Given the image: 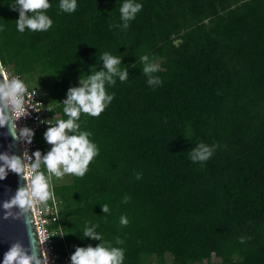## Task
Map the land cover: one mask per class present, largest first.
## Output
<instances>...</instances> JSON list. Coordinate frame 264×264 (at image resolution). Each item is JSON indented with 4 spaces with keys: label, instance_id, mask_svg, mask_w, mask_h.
<instances>
[{
    "label": "trees",
    "instance_id": "trees-1",
    "mask_svg": "<svg viewBox=\"0 0 264 264\" xmlns=\"http://www.w3.org/2000/svg\"><path fill=\"white\" fill-rule=\"evenodd\" d=\"M124 2L77 0L65 13L49 0L51 28L21 33L15 0H0L1 64L51 81L39 90L52 125L68 118V89L103 69L104 52L129 72L106 85L114 99L99 117L80 116L99 149L84 177L52 178L58 250L95 247L82 231L98 225L106 246L125 250L123 264H264V0H134L143 7L127 30ZM143 55L159 65L155 88ZM200 142L218 145L203 164L189 157Z\"/></svg>",
    "mask_w": 264,
    "mask_h": 264
},
{
    "label": "clouds",
    "instance_id": "clouds-1",
    "mask_svg": "<svg viewBox=\"0 0 264 264\" xmlns=\"http://www.w3.org/2000/svg\"><path fill=\"white\" fill-rule=\"evenodd\" d=\"M11 10L18 11L16 20L17 30L21 33L25 29L36 31H47L51 28L53 21L46 15L51 7L49 0H15L14 5H9ZM143 5L135 3L134 0H125L120 7L122 27L127 30L129 22L136 18L142 10ZM59 8L65 13H73L77 8V0H60ZM2 30V29H0ZM100 60L103 69L91 68V74L79 78V86L70 87L67 98L62 101L63 112L68 117L60 119L55 125H51L44 133V139L51 146L46 154L37 150L29 154L27 150L23 158L8 153H0V180L6 178L9 171L21 176L26 185L17 189L14 196L2 203L4 219L22 220L27 227L30 237V246L26 248L21 242L13 243L4 254L2 264H48V256L43 254L41 259L40 242L34 246L35 239L32 237V214L37 204L46 205L47 201L54 198L51 188L52 178L62 179L65 175H74L83 178L88 171L89 164L99 155L97 145L90 141L91 135L88 131H81L78 123L81 114L99 117L105 108L114 99V94H108L106 85H115L118 77L121 82L127 81L129 72L127 67L121 69L122 57L114 56L104 52ZM143 64L142 73L148 78L149 86L155 88L162 84L160 77L155 76L159 65L150 62L148 55L139 57ZM135 67V64L132 65ZM26 87L19 78L8 80L5 77L0 82V128L7 127L8 133L13 140L24 141L31 144L34 131L28 127H17V121L29 113L24 108V94ZM32 93V95H34ZM49 111H52L48 108ZM191 138V136H187ZM218 145H208L203 142L196 143L189 150V157L193 163L208 161L214 154ZM46 169L40 171L41 167ZM137 180L142 179V174L137 173ZM130 197L125 196L123 203H128ZM102 213L110 212L107 204L101 205ZM15 210V211H14ZM129 223L126 216H121L120 224L127 226ZM98 225H85L82 238H90L100 241L95 247H77L71 255V264H123L125 250L118 247L106 246L103 237L96 231ZM241 243L246 242L245 237L240 238ZM117 244H123L120 239Z\"/></svg>",
    "mask_w": 264,
    "mask_h": 264
},
{
    "label": "built area",
    "instance_id": "built-area-1",
    "mask_svg": "<svg viewBox=\"0 0 264 264\" xmlns=\"http://www.w3.org/2000/svg\"><path fill=\"white\" fill-rule=\"evenodd\" d=\"M2 74L4 79L5 77L8 80L19 78L23 82L21 75L13 71H7L4 67L2 68ZM24 85L26 87L24 108L29 114L21 117L16 123L18 129L23 127L32 129L34 137L31 144L20 141L22 158L25 150L29 154L37 150L41 151L42 154H46L47 142L43 138L39 143L36 135L44 133L49 124L53 123L52 117L48 114V108H51V105L44 100L45 91L28 86L26 83ZM34 92L35 94L32 95ZM41 121H47L49 124ZM59 202V198L54 194V198L47 201L46 205L37 204L32 212L33 220L40 242L42 259L43 254H45L48 256V264H71V244L65 245L63 242L64 251L58 250V241L64 238L63 230L59 225Z\"/></svg>",
    "mask_w": 264,
    "mask_h": 264
},
{
    "label": "water",
    "instance_id": "water-1",
    "mask_svg": "<svg viewBox=\"0 0 264 264\" xmlns=\"http://www.w3.org/2000/svg\"><path fill=\"white\" fill-rule=\"evenodd\" d=\"M2 68L3 66L0 61V82L4 81ZM0 153L17 155L22 158L20 141L13 140L12 136L8 133L7 127L0 128ZM25 185V180L11 171L8 172L5 179L0 180V264L3 262L4 254L13 243L21 242L26 248L30 246V237L24 222L11 218L4 219V212L2 209V203L9 200L15 195L18 188ZM30 215H32V237L35 239V246L36 243L39 245V240L34 225L33 214L30 213Z\"/></svg>",
    "mask_w": 264,
    "mask_h": 264
},
{
    "label": "rangeland",
    "instance_id": "rangeland-1",
    "mask_svg": "<svg viewBox=\"0 0 264 264\" xmlns=\"http://www.w3.org/2000/svg\"><path fill=\"white\" fill-rule=\"evenodd\" d=\"M5 70L7 71H12L9 67H4ZM43 75H34L33 77H30V78H26L23 79L24 82L28 85V86H31V87H34L36 89H44L42 87H48L50 85V80L48 78H45L44 80H40V78L42 77ZM40 137H41V134H40ZM44 138V134L42 136V139ZM42 141V140H41ZM41 141H39V143H41ZM55 181H65L68 178V175H65L62 179H56L54 177ZM73 254V253H72ZM165 264H170L169 262V259L166 257V260H165Z\"/></svg>",
    "mask_w": 264,
    "mask_h": 264
},
{
    "label": "crops",
    "instance_id": "crops-1",
    "mask_svg": "<svg viewBox=\"0 0 264 264\" xmlns=\"http://www.w3.org/2000/svg\"><path fill=\"white\" fill-rule=\"evenodd\" d=\"M49 104V103H48Z\"/></svg>",
    "mask_w": 264,
    "mask_h": 264
}]
</instances>
